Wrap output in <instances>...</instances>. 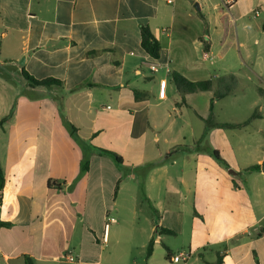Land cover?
<instances>
[{
    "label": "crops",
    "instance_id": "crops-1",
    "mask_svg": "<svg viewBox=\"0 0 264 264\" xmlns=\"http://www.w3.org/2000/svg\"><path fill=\"white\" fill-rule=\"evenodd\" d=\"M263 24L264 0H0V63L25 81L20 91L0 80V264H116L109 221H126V254L133 238L145 255L154 240L147 264L160 253L176 264L167 249L191 250L189 264H264ZM142 26L161 44L157 60ZM23 71L63 86L32 88ZM172 71L235 75L213 120L222 105L214 123L249 124L207 130L198 114L209 116L215 89L202 109V91L184 105Z\"/></svg>",
    "mask_w": 264,
    "mask_h": 264
},
{
    "label": "trees",
    "instance_id": "trees-1",
    "mask_svg": "<svg viewBox=\"0 0 264 264\" xmlns=\"http://www.w3.org/2000/svg\"><path fill=\"white\" fill-rule=\"evenodd\" d=\"M263 31H264V24H263ZM141 46L145 50V52L152 58V59H159L161 56V44L157 40V38L153 35L150 28L148 26L141 27ZM205 48L208 49V44H205ZM97 52H90L89 55H95ZM23 77L27 81L28 85L32 88L36 87H51L57 86L62 87L63 82L54 78H47L44 80H37L31 75H29L26 71L22 72ZM171 81L177 88V91L182 95V103L184 105H189L188 96L195 94L197 92H206L215 89L214 97L209 102V116L204 117L198 114V117L205 121L206 129H211L213 127H221V128H238L242 126H247L250 120L238 124H216L213 120V111L215 107V102L222 100L229 95H232L237 92L239 87V79L235 75H228L224 77L218 78L215 82L214 81H201V82H193L185 78L183 75L176 71H172L170 74ZM138 92H135L137 95ZM5 121V120H3ZM2 124V122H1ZM72 132H75V128L69 125ZM102 153H109L107 151L102 150ZM214 158L222 165L227 166L226 163L221 159L219 153L217 151L213 152ZM88 161H86L81 168L82 172H86L88 170ZM260 169L259 166H253L247 171L258 170ZM4 185V177L3 173L0 170V187L2 188ZM50 185V183H49ZM52 185V184H51ZM165 233L173 234L170 230L163 229ZM153 243L154 240H151L147 247L146 257L150 258L153 253ZM173 255L167 249V258L171 259ZM219 261L217 264H220ZM26 264H33L32 261L26 258Z\"/></svg>",
    "mask_w": 264,
    "mask_h": 264
},
{
    "label": "rangeland",
    "instance_id": "rangeland-1",
    "mask_svg": "<svg viewBox=\"0 0 264 264\" xmlns=\"http://www.w3.org/2000/svg\"><path fill=\"white\" fill-rule=\"evenodd\" d=\"M199 2L195 3V7L196 4H198ZM5 78H9L13 83L15 87H18L20 89V91L22 90L21 85L23 82H25L23 80V78L21 77L20 73H19V65H13V64H7L4 63L1 60L0 63V80H4ZM211 93H200L197 97V106L202 109L203 106H205L208 102L209 99V95ZM253 98V95H249L248 98ZM222 107V105H219L218 108V112L216 114V118L214 119V121H219L220 119L223 118V113L226 112V109H224L223 111H220V108ZM110 227H111V236H110V243L107 244L106 248H105V254L107 256V258L110 261L115 262L116 264H126V263H130V264H147V257L145 255V253H142L143 250H140V247L142 245V238L141 237H135L133 238L132 241V245L134 247V249H131V252H128L127 254L124 253V251L126 250V248H124L125 244L128 243L130 240L125 238V227L127 226L126 221L125 222H121L119 225L116 224L114 225L111 221H109ZM117 228H121L123 229L122 232V236H120V244L117 245L116 243V235L118 234L116 229ZM187 238V237H186ZM171 243L176 244V245H183L184 242L187 241V239H184V237H178V238H169L168 239ZM117 248V249H114ZM163 252V251H160ZM164 261V254L160 253L157 255L155 262L156 264H161Z\"/></svg>",
    "mask_w": 264,
    "mask_h": 264
},
{
    "label": "built area",
    "instance_id": "built-area-1",
    "mask_svg": "<svg viewBox=\"0 0 264 264\" xmlns=\"http://www.w3.org/2000/svg\"><path fill=\"white\" fill-rule=\"evenodd\" d=\"M167 3L172 4L174 3V0H166ZM222 2L225 4V6H231L232 4H234L236 2V0H222ZM258 14V12H257ZM150 69L152 72L156 71V66L155 65H151ZM165 87H166V82L162 81L160 83V96L164 97L165 95ZM109 225H106V231L108 230ZM104 240H106V236L104 238ZM193 257V253L191 252V250H182L180 252H178L177 254L173 255L171 257V261L173 263L176 264H189L191 259ZM63 258L69 262H75L77 259L76 257L72 254V253H68L67 255L63 256Z\"/></svg>",
    "mask_w": 264,
    "mask_h": 264
},
{
    "label": "water",
    "instance_id": "water-1",
    "mask_svg": "<svg viewBox=\"0 0 264 264\" xmlns=\"http://www.w3.org/2000/svg\"><path fill=\"white\" fill-rule=\"evenodd\" d=\"M196 8H197L198 10H200V7H199L198 4H196ZM24 62H25V58H22V60L20 61V64L23 65Z\"/></svg>",
    "mask_w": 264,
    "mask_h": 264
}]
</instances>
